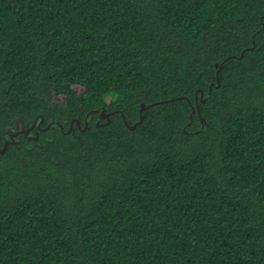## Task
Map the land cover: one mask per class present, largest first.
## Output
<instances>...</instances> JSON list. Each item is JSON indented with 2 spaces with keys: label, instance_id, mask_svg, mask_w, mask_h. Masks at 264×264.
<instances>
[{
  "label": "trees",
  "instance_id": "trees-1",
  "mask_svg": "<svg viewBox=\"0 0 264 264\" xmlns=\"http://www.w3.org/2000/svg\"><path fill=\"white\" fill-rule=\"evenodd\" d=\"M39 116L0 264H264V0H0V148Z\"/></svg>",
  "mask_w": 264,
  "mask_h": 264
},
{
  "label": "water",
  "instance_id": "water-1",
  "mask_svg": "<svg viewBox=\"0 0 264 264\" xmlns=\"http://www.w3.org/2000/svg\"><path fill=\"white\" fill-rule=\"evenodd\" d=\"M217 66H218V64H215V67H217ZM219 68H221V66H219ZM217 86H218V85H217ZM201 102L204 103V102H205V99H202ZM159 103H161V102H159ZM150 107H152V105L145 106L144 104H141V105H140L139 113L141 114V112H142L143 110H145V109H147V108H150ZM198 108H199L198 105H196V109L192 108L191 114H190V116H189V120H190V121H189V123L187 124V127L190 126V124H191V119H192V117H193L195 111H197V113L199 114V110H198ZM108 117H109V114H104V109H102L101 112H100V118H106V119H107V123H108V122H109ZM141 121H142V117L140 116V119H139L138 123H140ZM200 121L203 122V119H202L201 117H200ZM73 123H75L76 126H77L78 128H80V126H79V121H78V120H73V121L70 123L69 129H68L67 132H66L67 134L70 133V132L72 131ZM42 125H44V120H43V118H42L41 116L37 117V118L33 121V123H32L30 126H26V125L24 124V122L22 121V119H20V118H16V119L14 120V125H13V126H10V127L8 128V130H11V129L14 127L15 129L18 130V132L15 133V134H13L12 136H9L10 139L8 138V135H7V133H6V135H7V139L4 141L2 147L0 148V156H1L2 154H4V152L7 150L8 146H9V144L12 143L11 140L13 139L14 136H17V135L22 136V135H23V136H24L28 141H30V142H32V141H33V142H34V141H37V140H38V136H37V134L32 135L30 132H31L35 127L37 128V130H39V129L41 128ZM55 126H58V124H56ZM50 127H52V123L46 125L45 127H42V128H41V132H45V131H47ZM135 127H136V124H134V125H132L131 127H129V129H130V130H134ZM59 128H60L61 131L63 130L62 127H59ZM87 129H88V127H87L86 120H85V122H84V127H83L82 129H80V131H81V132H85ZM8 130H7V131H8ZM185 131H186V130H185ZM35 132H36V131H35ZM29 133H30V134H29ZM8 139H9V140H8ZM18 140H19V139H16V140H15L16 143L18 142ZM16 143H15V144H16Z\"/></svg>",
  "mask_w": 264,
  "mask_h": 264
},
{
  "label": "flooded vegetation",
  "instance_id": "flooded-vegetation-1",
  "mask_svg": "<svg viewBox=\"0 0 264 264\" xmlns=\"http://www.w3.org/2000/svg\"><path fill=\"white\" fill-rule=\"evenodd\" d=\"M202 95L200 94L199 95V97H198V99L197 98H195V104H196V102H199L202 98ZM199 100V101H198ZM198 104V103H197ZM199 110V109H198ZM104 114H109V117L111 116V115H113V112H110V113H105V111H104ZM195 114H197L198 115V113H195ZM101 119H103V120H107L106 118H101ZM122 119L124 120L125 118L124 117H122ZM42 127H44V125H42L41 126V128ZM41 128L39 129V130H37V128L35 127L30 133L32 134V135H35V134H37V136H38V133L39 132H41ZM8 130V129H7ZM36 131V132H35ZM18 132V130L17 129H15L14 127L11 129V130H8L6 133H7V135H8V138H9V136H12L13 134H15V133H17ZM29 133V134H30ZM21 137H24L23 135L22 136H20V135H17V136H14L13 137V139L11 140V144H15L16 143V139H20ZM25 138V137H24ZM10 139V138H9ZM8 139V140H9Z\"/></svg>",
  "mask_w": 264,
  "mask_h": 264
},
{
  "label": "rangeland",
  "instance_id": "rangeland-1",
  "mask_svg": "<svg viewBox=\"0 0 264 264\" xmlns=\"http://www.w3.org/2000/svg\"><path fill=\"white\" fill-rule=\"evenodd\" d=\"M112 100H113L112 97H107V98H106V101H107V102L112 101Z\"/></svg>",
  "mask_w": 264,
  "mask_h": 264
}]
</instances>
